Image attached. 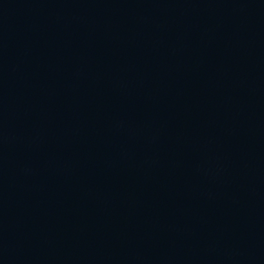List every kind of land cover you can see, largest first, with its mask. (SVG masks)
<instances>
[{
	"label": "water",
	"instance_id": "obj_1",
	"mask_svg": "<svg viewBox=\"0 0 264 264\" xmlns=\"http://www.w3.org/2000/svg\"><path fill=\"white\" fill-rule=\"evenodd\" d=\"M0 264H264V0H0Z\"/></svg>",
	"mask_w": 264,
	"mask_h": 264
}]
</instances>
